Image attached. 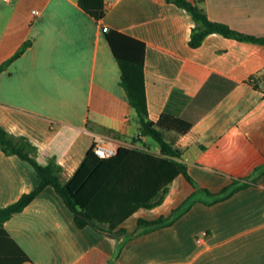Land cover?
Listing matches in <instances>:
<instances>
[{
	"label": "crops",
	"instance_id": "0c3cea01",
	"mask_svg": "<svg viewBox=\"0 0 264 264\" xmlns=\"http://www.w3.org/2000/svg\"><path fill=\"white\" fill-rule=\"evenodd\" d=\"M189 1L212 20L264 36V0ZM103 10L96 19L78 0H0V64L30 41L0 71V125L26 136L40 163L54 158L62 180L97 135L134 146L139 123L105 25L146 43L148 116L169 112L191 123L165 135L196 185L177 174L158 204L138 208L112 233L78 227L47 185L4 222L29 258L13 246L12 264H264V44L212 32L190 46L194 20L166 0H103ZM148 138L140 135L158 152ZM38 182L27 160L0 149V206ZM226 187L235 189L215 201L202 189ZM158 218L167 220L138 225Z\"/></svg>",
	"mask_w": 264,
	"mask_h": 264
},
{
	"label": "trees",
	"instance_id": "16d2710c",
	"mask_svg": "<svg viewBox=\"0 0 264 264\" xmlns=\"http://www.w3.org/2000/svg\"><path fill=\"white\" fill-rule=\"evenodd\" d=\"M78 1L94 18L103 16V0ZM166 1L184 8L194 20L189 38L190 46H198L212 32L264 44V36L243 34L224 22L210 19L197 3L189 0ZM105 36L120 67V84L139 123L138 135L131 138L134 146L118 145L114 154L101 157L94 151L93 142L71 176L62 180L61 167L54 158L47 163H40L35 157L36 147L26 136L9 133L0 125V149L6 154H16L27 160L39 177V182L33 189L21 194L17 200L0 206L1 264H12L19 260L13 246L21 250L6 231L4 222L20 212L47 185H51L62 197L72 211L78 227L91 225L99 231L109 233L114 232L116 226L138 208H150L158 204L170 181L177 174H183L196 185L188 173L186 163L180 159L182 152L165 135L167 131L186 133L191 123L169 112H161L156 120L148 116L143 73L146 43L116 29H107ZM29 45V40L24 41L12 56L0 64V71L20 56ZM107 131L114 130L109 128ZM140 135L151 138L159 146V151L153 152L141 141ZM202 189L215 201L230 194L235 187H226L218 194H212L206 188ZM192 199L194 198H189ZM166 220L139 219L138 225L152 227ZM118 231L124 230L121 228ZM22 254L25 259H29L24 252Z\"/></svg>",
	"mask_w": 264,
	"mask_h": 264
},
{
	"label": "built area",
	"instance_id": "2783aa9c",
	"mask_svg": "<svg viewBox=\"0 0 264 264\" xmlns=\"http://www.w3.org/2000/svg\"><path fill=\"white\" fill-rule=\"evenodd\" d=\"M34 13H37V10H33ZM108 28L103 25L102 30L106 31ZM94 151L101 157L112 155L116 152L117 145L116 143L105 135H97L94 139L93 145Z\"/></svg>",
	"mask_w": 264,
	"mask_h": 264
},
{
	"label": "rangeland",
	"instance_id": "374dc122",
	"mask_svg": "<svg viewBox=\"0 0 264 264\" xmlns=\"http://www.w3.org/2000/svg\"><path fill=\"white\" fill-rule=\"evenodd\" d=\"M168 138V136H166ZM148 142L154 143V141L151 138H148ZM140 144V142H139Z\"/></svg>",
	"mask_w": 264,
	"mask_h": 264
}]
</instances>
